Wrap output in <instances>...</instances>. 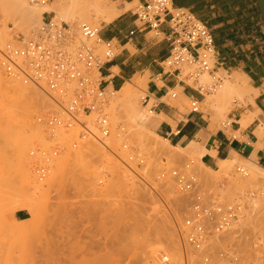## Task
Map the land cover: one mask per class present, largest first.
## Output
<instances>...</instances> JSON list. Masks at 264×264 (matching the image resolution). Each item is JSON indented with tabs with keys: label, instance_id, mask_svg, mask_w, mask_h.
<instances>
[{
	"label": "rangeland",
	"instance_id": "obj_1",
	"mask_svg": "<svg viewBox=\"0 0 264 264\" xmlns=\"http://www.w3.org/2000/svg\"><path fill=\"white\" fill-rule=\"evenodd\" d=\"M94 2L95 0H83L82 3L70 6L68 8V15L64 18L66 20H63V18L61 19V16H58L56 13H53L52 18L55 16V21L59 23L66 22L78 38L80 26L82 24L88 23L98 27L100 26L101 28V20L108 21L107 17L105 19L106 14L94 7ZM27 4L32 8L36 6V8L42 9L45 7L41 5H32L30 3ZM136 5L137 3L134 2L131 6L129 5L130 8L127 9L136 11ZM1 7L0 50H3L8 43L14 42L16 38L28 39L32 37L43 24L44 19L39 23L37 22L29 30L20 29V26L14 23L12 19L5 18V15L2 13L3 8ZM92 13L97 15V19L88 17ZM46 14H44V18H47ZM6 22L7 28L5 27ZM0 76V79H4L8 84L12 85L17 82L16 84L27 86V84L24 85L22 81L8 79L1 69ZM215 76L222 79L226 78V76ZM208 77L209 78H205V83L207 79L210 81L212 78L211 76ZM223 82L224 80L220 83L219 87ZM131 84L136 85L134 82H131ZM29 85L39 93L40 97L38 101L33 104L35 107L32 105L33 109H29V111L24 108L25 106H21L24 110L26 109V111H28L26 114H24V111L19 112V108L14 110L15 108L13 109L8 106V109L7 106H5L3 109L4 106L1 105L0 100V119L2 120L0 122L4 124L1 123L3 127H1L2 125L0 124V130L6 127V124L9 123L8 121H10V123L15 121V126L11 124L15 127L13 128L14 132L11 131V133H8V136L5 135L3 130L5 131L6 128L10 126L7 124V127L2 130L3 134L1 135L3 136L0 135V215L2 216L0 217V226L7 228L4 229L0 227V236L2 235L0 240L4 242L3 244L5 246H2L3 244L0 241V264H76L77 259L82 257V255L84 260L91 258V260H93L95 255L97 256L94 257V259L97 258L96 260L105 258V260H107L106 264H159L158 261L160 256L165 254L171 255V258H174V260L176 259L175 264H179V262L183 264L184 257L182 256L184 255L182 251L180 228L183 227L186 210L189 205L188 200L177 192L173 184L162 183V181L159 182L157 176L159 171L165 166L169 168L184 166L192 161L194 162V170L199 175L204 188L210 192L219 194L224 202L230 203L235 200L237 201L242 197L248 196V194L252 192L260 193V195L258 194L254 200L248 203L243 217L234 226L233 230L230 231V234H223L217 241L212 243L211 249L214 255V262L216 264H257V262L258 264H264V169L262 167L257 168L259 172L257 171L256 173L254 169L250 168V162L243 163L242 161H238L231 162L230 165L221 164L219 170L212 171L211 169L205 168V165H202V155L200 156V154L191 153V156V154H188L189 151H178L174 148L168 149L165 144L161 140L156 139L153 134L144 132L141 127L136 128L134 123L128 122V124L126 119H121L122 121L117 123V118H115V124L113 117L116 116L115 114H117L118 111L116 113L114 112V108L111 107L113 103L111 102L118 97V91L120 89L110 88L108 90L110 92L107 93L108 106L106 108V113L112 125V134L117 132V134L114 133L117 138L115 142L119 139L122 140V137H124L123 141L120 140V144L119 142L118 144H114L113 139L110 142L111 137L108 140V145H112L111 143H113L114 146L112 145L109 147L117 156L97 141L80 140L81 128L79 126H76L70 131L61 130L56 133L55 138L56 141L62 145L61 153L54 160L53 169L49 176L44 181H39L34 173L35 169H33L34 166L36 168L37 163L36 160L34 162V159L31 157V152L33 149L36 151L39 148L48 150L52 146L50 142L51 131L40 123L39 119L48 117L52 114L62 115V110L42 90L33 84H28V86ZM219 87L217 88L218 91ZM216 91L212 94L215 95ZM178 92L179 90L175 91V93ZM136 93L139 97L138 101L140 105H142L147 95V84L145 79L140 80V85ZM212 94L205 96L206 101L202 104V109L204 111H206V107L210 105L207 98L210 95L213 97ZM251 95L252 93H248V95L246 93V96L243 95V102L239 97L238 99L234 97L231 101V106H235L233 108L231 107V110L233 111L239 106H246L249 102H252L253 100L250 98ZM240 102L242 103L238 104ZM205 103L208 105H205ZM152 104L153 103H151L149 108ZM184 105L186 109H183V111H190V102L188 99L185 100ZM210 108H212L211 112L215 109L212 106ZM13 111L15 116L12 115ZM15 111L19 113L16 115ZM7 112L11 115L10 118L14 116L12 118L16 120L11 121L13 119L9 118ZM231 112L225 113L226 115H223L225 118L221 116V123L227 124L232 122L228 119V115ZM4 113L6 117L8 114L9 120H7L6 123L5 121L7 118H4ZM21 113H23V115H21ZM112 113H114V116H112ZM215 114L220 115L219 113ZM118 115L119 114H117V116ZM22 120L26 123L27 127L23 126L24 123ZM81 120H89L88 122H92L94 117L87 119L82 118ZM119 120L118 117V121ZM17 121L22 123L18 124L16 123ZM16 124L23 126V129L18 125L16 126ZM121 125H123L125 130ZM13 126L10 127L11 130ZM17 128H19V131ZM120 129H122V131ZM119 130L121 131V136L118 134L120 133ZM133 131L137 133L132 135ZM140 132L141 134L143 132V138L149 137L147 138L149 142L152 141L155 144L150 142L154 145V148L151 147L152 145L150 143L149 145L151 146H147L148 144H146V146L144 145V147L151 148L153 152L148 153V150L146 149L147 151H145V148L141 145V142L144 144L145 141H147L146 139L140 140L141 142L138 141L139 137L135 134ZM129 135L130 137H128ZM139 136L141 138V135ZM75 143L78 144L77 148L74 147ZM89 144L90 146H88ZM163 144L165 148L162 147ZM17 147L20 148L22 153V163H24L26 169L30 172L33 181L32 185L26 181L27 186L24 182L26 179L21 176L22 174H18L21 173V169H19L20 166L18 168V165H20L18 161L20 160L19 153L15 150ZM96 148H99V151ZM165 150H170V152L168 151L167 154ZM81 151L84 152V155ZM136 152L146 156L145 164L142 168L141 166L136 168V171L151 185V187L144 184L135 174L130 172L120 160H127L131 154ZM169 153H171V156L177 153L176 155L180 157L175 155L171 157ZM162 160H166V164H164ZM149 161H152L151 164L153 166H150ZM57 162L61 164L59 168L55 166ZM144 167H148V169L146 168L147 170H145ZM239 167L245 168L250 176L244 178V176L237 171ZM82 170L83 172H81ZM86 170L87 172L90 171V176L87 180L80 178ZM24 183L27 187H25L27 192L26 190H22L23 192L21 191V189H24ZM74 183H77V185ZM36 186L38 190H35L34 195L32 188H36ZM21 211L27 212V219H17V214ZM3 220L4 223H6L5 226L2 224ZM12 224H15L13 225L15 228H13ZM23 225L26 226V229H24ZM19 226L22 231L24 229V233L19 229ZM15 229H17V231H13L14 233H12V230ZM259 229L263 231L259 233ZM4 230L8 236H5L7 234L3 233ZM8 232L11 233V237H9ZM231 233L233 236H231ZM168 236L174 239V244L171 246H169L170 244L164 243L165 238ZM14 238L15 240H13ZM11 241H14V243L11 244ZM15 243L20 246L15 245ZM256 244H258V247ZM11 246L12 248L16 246L18 250L16 247L12 249ZM28 247H30V249ZM151 247L158 249L153 260L147 258V251ZM222 252L228 255L223 259V263H219L221 261L218 258V254ZM233 253L237 254V262L233 260ZM109 254H111V256H109ZM10 255L11 257H9ZM172 255H175V257H172ZM107 256L111 258L114 256V259L118 261L111 262L110 260L113 258L110 259ZM259 256L263 260L260 259ZM80 259L83 260V258ZM247 260L248 262H246ZM198 261L201 262V259ZM78 262L81 261L78 260Z\"/></svg>",
	"mask_w": 264,
	"mask_h": 264
},
{
	"label": "built area",
	"instance_id": "obj_2",
	"mask_svg": "<svg viewBox=\"0 0 264 264\" xmlns=\"http://www.w3.org/2000/svg\"><path fill=\"white\" fill-rule=\"evenodd\" d=\"M26 1L45 6L58 0ZM134 2L137 3V21L142 28L159 34L163 23L170 24L172 50L163 62L167 72L177 74L187 86L202 95L215 92L222 80L213 75L217 57L213 31L189 10L176 7L174 0ZM101 31L100 27L85 23L80 26L77 38L66 22L59 23L55 17L44 18L32 37L16 38L0 50V69L6 77L35 85L62 110V115L52 114L39 119L51 131L52 143L48 150L39 148L31 152L37 163L35 174L39 181L49 176L54 160L61 153L62 145L55 139L58 131H70L79 126L80 140L97 141L114 153L108 145L112 125L106 113L108 90L103 86L102 71L116 57L117 48L113 40L101 37ZM207 74L212 77L210 84L203 81ZM170 96L176 99L178 93L171 92ZM189 102L192 113L201 112L202 105L198 100L191 99ZM153 111L152 107L148 109L149 114H153ZM90 117H94L92 122L81 120ZM231 124L229 122L224 126L230 127ZM74 147L77 148L78 144L75 143ZM120 160L130 172L151 187L136 171L145 164L144 154L136 152L127 160ZM162 162L166 164V160ZM193 164L171 168L165 166L159 171L157 180L173 184L177 192L188 200L183 227L180 228L183 264H216L212 243L234 228L243 217L248 203L259 193L252 192L237 201L224 202L219 194L204 188ZM237 171L249 177L245 168L239 167ZM227 255L223 252L218 254L219 263H223ZM233 255V260L237 262V254ZM158 263L175 264L169 255H161Z\"/></svg>",
	"mask_w": 264,
	"mask_h": 264
},
{
	"label": "crops",
	"instance_id": "obj_3",
	"mask_svg": "<svg viewBox=\"0 0 264 264\" xmlns=\"http://www.w3.org/2000/svg\"><path fill=\"white\" fill-rule=\"evenodd\" d=\"M108 1L121 10L134 3V0ZM174 5L189 10L213 31L217 44L213 75L224 70L229 77L234 73L248 76L249 85L258 91L257 96L251 95L252 99L255 95L253 102L239 106L228 115L232 121L230 127H225L222 117L216 118L213 112L183 111L186 99H196L202 105L206 95L165 69L163 62L172 50L170 24L163 23L159 34H155L140 26L136 12L131 9H123L124 13L111 22L100 19L101 37L113 40L117 48L116 57L102 71L103 86L107 90L121 89L127 83L137 84L145 79L147 95L141 111L145 118L147 114L150 118L141 119L140 123L146 121L147 129L174 148L187 149L197 144L204 151L202 163L208 169L217 171L224 161L253 162L254 157L264 169V20L257 0H174ZM46 15L45 19H51L53 13ZM88 17L97 19L94 13ZM177 90L178 97L172 99L171 92ZM151 103L153 114L148 112ZM26 215L27 212L21 211L17 219L25 220Z\"/></svg>",
	"mask_w": 264,
	"mask_h": 264
},
{
	"label": "bare ground",
	"instance_id": "obj_4",
	"mask_svg": "<svg viewBox=\"0 0 264 264\" xmlns=\"http://www.w3.org/2000/svg\"><path fill=\"white\" fill-rule=\"evenodd\" d=\"M26 1V0H25ZM24 0L23 1H21V0H0V5L2 6H0L1 8H3V14L5 15V18L6 19H12L13 21H14V23H16L18 26H20V29H24V30H29V29H31V27L33 26V25H35L37 22L39 23L40 21H42L43 19H44V14H46V13H56V14H58V16L60 15L61 17V19L63 18V20H66V19H64V18H66V16L68 15V8L70 7V6H72V5H75V4H79V3H82L83 2V0H58L57 2H55V3H51V5H45V7L44 8H42V9H39V8H36V6L35 7H33V8H35V9H33L32 7H30V6H28V4L27 3H29L28 1H26L25 2ZM125 6H127V7H125V8H123V9H127V8H130V6H129V4H127V5H125ZM94 7L97 9V10H101L100 12H104V13H106V14H108V17H107V19H108V21L107 22H111V21H113L115 18H117L119 15H121L122 13H124V10L122 9H120V8H118L116 5H111L110 4V2L108 1V0H95V2H94ZM124 7V6H123ZM1 13V14H2ZM103 14V13H102ZM57 17V16H56ZM106 19V18H105ZM6 24H7V22L5 23V27H6ZM88 24V23H87ZM16 25V26H17ZM100 27V26H99ZM7 28V27H6ZM77 30V29H76ZM78 31V30H77ZM79 36V35H78ZM1 40V39H0ZM1 44V43H0ZM2 71V70H1ZM233 74V73H232ZM243 74V73H242ZM242 74H240V73H234L232 76H230V77H228L227 76V73H226V71H224V70H221L220 71V73H219V75L220 76H226V78L225 79H223L224 80V82L221 84V86L219 87V91L217 90L216 91V93H215V95L214 94H212V96L213 97H211V95L207 98L208 99V101H209V103H210V106H212V107H214L213 109L216 111V109H217V111L215 112L214 110H212L214 113H219L220 114V117L222 116L223 118H225V116H223L225 113L227 114V112H231L232 110H231V101L233 100V98L235 97H237V99H238V97L240 98V100H242V102H243V97L244 96H246V93H247V95H248V93L250 94V93H253V94H257L258 95V91H255V89L251 86V85H249V77L248 76H246V75H242ZM208 76H210V75H206L205 76V78H209ZM1 77V76H0ZM228 77V78H227ZM205 78H204V80H205ZM211 78V77H210ZM3 79V78H2ZM9 79V78H8ZM203 80V81H204ZM9 82H10V80H9ZM207 82H212V78L210 79V81H208V79L206 80V83ZM17 83V82H16ZM8 84V82L6 81H4V79L3 80H1L0 79V100H1V105L2 106H4L3 107V109L5 108V106H7V108H8V106L9 107H11V108H15L14 110H17L18 108H19V112H21V111H24V114H26L28 111H29V109L31 110V109H33V104H35L37 101H38V99H39V97H40V95H39V93L35 90V89H33V87H31L30 85L28 86V84H27V86L25 87V86H23V85H20V84ZM18 83H20V82H18ZM22 84V83H21ZM24 85H25V83H24ZM139 85H140V80L138 81V83L136 84V85H133V84H131V83H127L124 87H122L119 91H118V97L113 101V102H111V103H113L112 105H111V107H113L114 109V112L116 113L117 111L119 112H117V114H119L118 116H117V114H115L116 116L115 117H113L114 118V120H115V118H117V123H119L120 121H122L121 119H126V121H127V123L129 122H131V123H134V125L136 126V128H139V127H141V128H143L142 130L144 131V132H148V133H150V134H153L154 136H155V138L156 139H159V140H161L164 144H165V146L169 149H171V148H174L173 146H171L170 145V143L168 142V141H166V140H164V139H162V138H160L159 136H157L155 133H153L152 131H150L149 129H147V127L145 126V122L150 118L149 117V115L147 114V117L145 118V114L141 111V105H140V102L138 101V99H139V97L137 96V93H136V90H137V88H139ZM38 88V87H37ZM109 92V91H108ZM244 95V96H243ZM255 95H254V98H255ZM256 95V96H257ZM250 96V95H249ZM36 98V99H35ZM243 98V99H242ZM245 98H247V97H245ZM251 98V97H250ZM254 98L252 99V100H254ZM180 99H182V96H180ZM52 101V100H51ZM112 101V100H111ZM239 102V101H238ZM242 102H240V103H238V104H241ZM253 102V101H252ZM234 103V102H233ZM245 103V102H244ZM207 103H205V105H206ZM235 104V103H234ZM233 104V105H234ZM33 105V106H32ZM208 105V104H207ZM23 106H25L24 108H26L28 111H26V109L24 110V108H22ZM235 106V105H234ZM233 106V107H234ZM35 107V106H34ZM146 107V106H145ZM217 107V108H216ZM232 107V108H233ZM21 108V109H20ZM9 109V108H8ZM23 109V110H22ZM58 109V108H57ZM111 109V108H110ZM207 109V108H206ZM210 109V110H209ZM211 109L212 108H208V110H209V113L211 112ZM113 110H112V112H113ZM5 111V110H4ZM7 111V110H6ZM9 111V110H8ZM11 111H12V109H11ZM18 111H15L16 112V115L19 113ZM207 111V110H206ZM219 111V112H218ZM10 112V111H9ZM9 112H7L8 114H9ZM108 112V111H107ZM11 113V112H10ZM13 114L12 115H14V111L12 112ZM8 114H7V117H6V115H5V113H4V118L6 117L7 119H6V121H5V123L7 122V120H9L8 119ZM114 113H112V116H114L113 115ZM225 114V115H226ZM21 115H23V113H21ZM10 114H9V118H10ZM15 116V115H14ZM14 116H12V117H14ZM20 116V115H19ZM18 116V117H19ZM214 116H215V114H214ZM10 118V119H13V120H11V121H14V120H16V119H14V118ZM118 117H119V121H118ZM123 117V118H122ZM149 117V118H148ZM15 118H17V117H15ZM146 119V121L144 122V124L142 123H140V120L141 119ZM216 118H217V115H216ZM18 119V118H17ZM85 119V118H84ZM87 119V118H86ZM215 119V118H214ZM220 119V118H219ZM219 119H215V120H219ZM19 120V119H18ZM112 120V119H111ZM0 121H2L1 119H0ZM19 121H21V120H19ZM23 121V120H22ZM87 121H89V120H87ZM9 123H7V124H9L10 126H8L7 127V124H6V130L4 131L3 129H5V128H1V130H0V135L1 134H3V132L5 133V135L6 136H8V133L10 132L11 133V131H13L14 132V130H13V128H15L14 126H15V121L14 122H12V123H10V121H8ZM116 122V120L114 121V123ZM3 124V122H0V124ZM16 123H18V124H21L22 122H16ZM23 123H24V121H23ZM122 123V122H121ZM128 123V124H129ZM1 124V125H2ZM11 124H14V126L13 125H11ZM18 124H16V126L18 125ZM116 124V123H115ZM0 125V126H1ZM4 125V124H3ZM3 125L1 126V127H3ZM11 126H13L12 127V130H11ZM19 127H21L22 129H23V126H26V123H24L23 124V126H21V125H18ZM133 126V125H132ZM135 126H134V128H135ZM27 127V126H26ZM115 127V126H114ZM121 127L123 128V125H121ZM133 128V127H132ZM18 129V131H19V128H17ZM25 129V128H24ZM124 129V128H123ZM2 130H3V132H2ZM121 131H122V129H120ZM119 130V131H120ZM125 130V129H124ZM132 130V129H131ZM135 130V129H134ZM138 130V129H137ZM141 130V131H142ZM22 131V130H21ZM118 131V130H117ZM121 131H120V133H118V134H120V136L122 135L121 134ZM2 132V133H1ZM23 132V131H22ZM113 132H114V130H113ZM115 133V132H114ZM114 133L112 134V136H111V139H110V142H111V140L113 139V142H114V144L115 143H117L118 144V142H119V144H120V142L121 141H123V138L124 137H122V140L121 139H119L120 138V136H119V140L118 141H116L115 142V140H117V138H116V136L114 135ZM132 133V132H131ZM134 133H137L136 131L134 132L133 131V133H132V135H134ZM24 134V133H23ZM115 134H117V132L115 133ZM142 134H143V132H142ZM142 134H141V132L140 133H138V134H135L136 136H138L139 138H138V141L139 142H141L140 140H147V141H145V143L143 144V142H141V145H143V147H144V145L146 146V144H148L147 146H151L152 144L150 143V142H152V141H150L149 142V139H147V138H149V137H147V138H143V136H142ZM21 135V134H20ZM128 135V134H127ZM131 135V134H130ZM130 135L128 136V137H130ZM139 135H141V138H140V136ZM147 135V134H146ZM1 136H3V135H1ZM117 136V137H118ZM136 136H135V138H136ZM148 136V135H147ZM15 137V136H14ZM19 137V136H18ZM127 137V136H126ZM127 137V138H128ZM132 137V136H131ZM144 137H146V136H144ZM23 138H24V135H23ZM26 138H27V136H26ZM143 138V139H142ZM19 139H20V137H19ZM121 140V141H120ZM124 140H127V139H124ZM164 140V141H163ZM137 141V142H138ZM147 142V143H146ZM149 143L151 144V145H149ZM153 143V142H152ZM109 144V143H108ZM112 145H113V143H111ZM154 144V143H153ZM164 144L162 145V147L163 148H165L164 147ZM112 145H109V146H112ZM155 145V144H154ZM154 145H152L151 147L152 148H154L153 146ZM158 145H159V143H158ZM88 146H90V144L88 145ZM92 146V145H91ZM114 146V145H113ZM161 146V145H160ZM159 146V147H160ZM15 147V146H14ZM158 147V146H157ZM162 147H160L161 149H163ZM93 148V147H92ZM145 148V151H147L148 150V153L149 152H153V150L151 151V148L149 149V147L147 148V147H144ZM98 151H99V148H96ZM96 149H93V150H96ZM100 149H101V147H100ZM147 149V150H146ZM174 149H176V150H178V151H189L188 152V154H191V153H197V154H200V156L202 155L203 156V154H204V151L202 150V149H200L199 148V146L197 145V144H195V143H193V144H191L187 149H181V148H174ZM16 150V152L18 151V153H19V160L20 161H18L19 162V164L20 165H18V168H19V166H20V168L19 169H21L20 170V172L21 173H18L19 175L20 174H22L21 176H23V178L24 179H26V180H24V182L26 183V181H27V183H29V184H31L32 185V179H31V176H30V172H29V170L28 169H26V167H25V165H24V163H22V153H21V150H20V148H16L15 149ZM34 150V149H33ZM102 150V149H101ZM167 150V149H166ZM165 150V151H166ZM169 152H170V150H168ZM168 151H166L165 153H167L168 154ZM101 152V151H100ZM81 153L83 154L84 152H82L81 151ZM173 153V152H172ZM147 154V153H146ZM170 154V156H171V153H169ZM177 153H174V155L175 156H177L176 155ZM193 154V155H194ZM196 154V155H197ZM84 155V154H83ZM86 155V154H85ZM149 155V154H148ZM147 155V156H148ZM174 155L172 154V156L171 157H174ZM179 155V154H178ZM151 156V155H150ZM153 156V155H152ZM191 156H192V154H191ZM32 157V156H31ZM146 157V156H145ZM177 157H180V156H177ZM151 158V157H150ZM254 160H253V162L252 161H250V163L249 164H251V165H249L250 166V168H252V169H254V171L257 173V171L259 172V170H257V168H259L260 166H258V164L255 162V157L253 158ZM150 160H152V159H150ZM200 160V159H199ZM157 161V160H156ZM159 161H160V159H159ZM176 161V160H175ZM191 161V160H190ZM256 161H257V159H256ZM193 162V161H192ZM237 162V161H236ZM152 163V161L150 162L149 161V164H150V166L152 165L151 164ZM189 163V162H188ZM226 165V164H231V162L230 161H224L223 163H222V165ZM34 165V164H33ZM202 165H203V163H202ZM245 165V164H244ZM55 166H57L58 168H59V166H61V164H59L58 162L55 164ZM153 166V165H152ZM228 166V165H227ZM149 167V166H148ZM148 167H144L145 168V170H147L148 169ZM23 168V169H22ZM142 168V167H141ZM147 168V169H146ZM205 168H207V167H205ZM210 168V167H209ZM224 168V167H223ZM227 168V167H226ZM18 169V170H19ZM33 169H35V166H34V168ZM53 169V168H52ZM79 169H81V168H79ZM222 169V168H221ZM262 169V168H261ZM54 171H55V169H54ZM58 171V170H57ZM142 171V170H141ZM247 171V170H246ZM81 172H83V170L81 171ZM147 172V171H146ZM35 173V172H34ZM252 173V172H251ZM90 174V171H88L87 172V170L85 171V173L82 175V177H80V178H83V179H86L87 180V178L90 176L89 175ZM34 175V174H33ZM106 175V174H105ZM252 175H253V173H252ZM249 176H250V174H249ZM262 176V175H261ZM254 177V176H253ZM263 177V176H262ZM245 178V177H244ZM248 178V177H247ZM251 178V177H250ZM249 178V179H250ZM261 179V178H260ZM263 179V178H262ZM38 180V179H37ZM81 180V179H80ZM259 180V179H258ZM34 181H35V179H34ZM264 181V180H263ZM160 182V181H159ZM251 182V181H250ZM253 182V181H252ZM25 183H24V189H21V191L23 190H26V185H27V183H26V185H25ZM82 183V182H81ZM84 183H86V182H84ZM163 183V182H162ZM75 184V183H74ZM83 184V183H82ZM75 185H77V183L75 184ZM80 185V184H79ZM28 186V185H27ZM42 186V185H41ZM26 187V188H25ZM39 187H40V185H39ZM79 187V186H78ZM38 190V188H37V186H36V188L35 187H33L32 188V191L34 192V195H35V190ZM22 191V192H23ZM264 191V190H263ZM26 192H27V190H26ZM25 194V193H24ZM264 194V193H263ZM249 195V194H248ZM259 195H260V193H259ZM259 197V196H258ZM1 199V198H0ZM233 199V198H232ZM236 201V200H235ZM1 203H2V200H1ZM3 206V205H2ZM1 209V208H0ZM4 211V210H3ZM0 213H1V211H0ZM3 213V212H2ZM5 216V215H4ZM0 217H2L1 215H0ZM2 221V220H1ZM2 224H4V226H5V224L6 223H4V220H3V222H2ZM16 224H17V222H16ZM24 224V223H23ZM0 225H1V223H0ZM13 225H15V224H12V226ZM20 225V224H19ZM11 226V225H10ZM18 226V225H17ZM22 226V225H21ZM24 226V229H26L25 227V225H23ZM0 227H2V226H0ZM2 228H4V227H2ZM13 228H15V226H13ZM18 228V227H17ZM1 229V228H0ZM4 229H7V228H4ZM11 229V228H10ZM19 229H21L20 228V226H19ZM24 229H23V231H24ZM3 230V229H2ZM8 230H9V227H8ZM28 230V229H27ZM233 230V229H232ZM1 231V230H0ZM13 231H17V229H15V230H12V233H14ZM21 231H22V229H21ZM20 231V232H21ZM22 231V232H23ZM260 231L262 232L263 230H261V229H259V233H260ZM25 232V231H24ZM23 232V233H24ZM3 233H6V231L4 230V232ZM2 233V234H3ZM9 233V232H8ZM17 233V232H16ZM7 234V233H6ZM10 234L11 233H9V237H11L10 236ZM226 234H230V232L229 233H226ZM4 235V234H3ZM15 235V234H14ZM261 235H263V234H261ZM2 236V235H1ZM0 236V237H1ZM5 236H8V234L7 235H5ZM27 236H28V233H27ZM39 236L41 237V235L39 234ZM227 236V235H226ZM231 236H233L232 235V233H231ZM4 237V236H3ZM17 237V236H16ZM22 237H23V234H22ZM37 237V236H36ZM237 237V236H236ZM20 238V237H19ZM234 238V237H233ZM232 238V239H233ZM6 239V238H5ZM25 239V238H24ZM13 240H15V238L13 239ZM21 240V239H20ZM22 240H23V238H22ZM21 240V241H22ZM1 241V243L3 244L4 242H2V240H0ZM227 241V240H226ZM23 242V241H22ZM260 242V241H259ZM259 242H258V244H259ZM9 243V242H8ZM14 243V241L12 242L11 241V244H13ZM29 243H31V242H29ZM79 243V242H78ZM164 243H167V244H170L169 246H171V245H173L174 244V239L172 238V237H166L165 238V242ZM261 243V242H260ZM24 244V243H23ZM26 244H27V242H26ZM258 244H256L257 245V247H258ZM1 245V244H0ZM15 245H19V244H16L15 243ZM79 245V244H78ZM2 246H4V244L2 245ZM13 246V245H12ZM12 246H11V248H12ZM20 246V245H19ZM28 246V245H27ZM236 246V245H235ZM5 247V246H4ZM16 247V246H15ZM15 247H13L12 249H15ZM24 247V246H23ZM80 247V246H79ZM17 248V247H16ZM29 249H30V247H28ZM83 248V247H82ZM213 248V247H212ZM11 250V249H10ZM17 250H18V248H17ZM79 250V249H78ZM81 250V249H80ZM225 250V249H224ZM1 251V250H0ZM3 251V250H2ZM183 251V250H182ZM258 251V250H257ZM14 252V251H13ZM12 252V253H13ZM16 252V251H15ZM19 252H20V250H19ZM80 252V251H79ZM83 252V251H82ZM81 252V253H82ZM148 254H147V258L148 259H152L153 260V258L155 257V255L157 254V252H158V249L157 248H154V247H151L148 251ZM9 253V252H8ZM11 253V254H12ZM23 253V252H22ZM28 253V252H27ZM182 253V252H181ZM216 253V252H215ZM252 253V252H251ZM256 253V252H255ZM2 254V253H1ZM6 254V253H5ZM85 254V253H84ZM104 254V253H103ZM112 254V253H111ZM111 254H109V256H111ZM218 254V253H217ZM8 255V254H7ZM20 255V254H19ZM81 255V254H80ZM106 255H107V253H106ZM166 255V254H165ZM182 255V254H181ZM252 255V254H251ZM263 255V254H262ZM5 256V255H4ZM13 256V255H12ZM85 256V255H84ZM96 256V255H95ZM94 256V257H95ZM170 257H171V255H169ZM175 257V255H172V257ZM239 256V255H238ZM250 256V255H249ZM261 256V255H260ZM260 256H259V258H260ZM9 257H11V255L9 256ZM76 257V256H75ZM94 257H93V260H91V259H86V260H84V257H83V255H82V257H80V258H83V260H81L80 258H79V256H78V258L79 259H77V263H76V261H75V263L76 264H106V261L107 260H105V258H100L99 260H96V259H94ZM97 257V256H96ZM106 257V256H105ZM108 257V256H107ZM179 257V256H178ZM182 257H184V256H182ZM4 258V257H3ZM6 258V257H5ZM77 258V257H76ZM86 258V257H85ZM108 258H110V259H112V260H110L111 262H117L118 260H116V259H114L115 257L114 256H112V258L111 257H108ZM181 259V258H180ZM215 259H217V258H215ZM253 259V258H252ZM260 259H262V258H260ZM8 260V259H7ZM78 260H80L81 262H78ZM116 260V261H115ZM173 260V262L175 263V260H174V258L172 259ZM257 260H259V259H257ZM263 260V259H262ZM71 261H72V263H73V260L71 259ZM180 261V260H179ZM183 261V260H182ZM243 261V260H242ZM246 262H248V260L246 261ZM110 263V262H109ZM176 263H177V261H176ZM182 263V262H181ZM250 263V262H249ZM108 264V263H107ZM116 264V263H115ZM179 264H180V262H179ZM257 264H258V262H257Z\"/></svg>",
	"mask_w": 264,
	"mask_h": 264
},
{
	"label": "water",
	"instance_id": "obj_5",
	"mask_svg": "<svg viewBox=\"0 0 264 264\" xmlns=\"http://www.w3.org/2000/svg\"><path fill=\"white\" fill-rule=\"evenodd\" d=\"M257 4L259 6V10H260L262 18L264 20V0H257Z\"/></svg>",
	"mask_w": 264,
	"mask_h": 264
}]
</instances>
